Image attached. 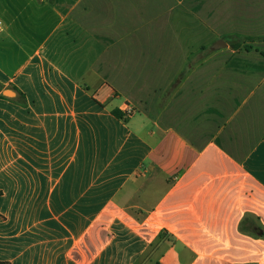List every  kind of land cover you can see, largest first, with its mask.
Wrapping results in <instances>:
<instances>
[{"label":"crops","instance_id":"0c3cea01","mask_svg":"<svg viewBox=\"0 0 264 264\" xmlns=\"http://www.w3.org/2000/svg\"><path fill=\"white\" fill-rule=\"evenodd\" d=\"M0 264H264V0H0Z\"/></svg>","mask_w":264,"mask_h":264},{"label":"trees","instance_id":"16d2710c","mask_svg":"<svg viewBox=\"0 0 264 264\" xmlns=\"http://www.w3.org/2000/svg\"><path fill=\"white\" fill-rule=\"evenodd\" d=\"M232 46H233L234 48H239V47H240V44H232ZM246 48H248V47H246ZM21 103H22V104H26V99H25V97L21 100ZM113 114H114L115 116H117L118 118H123V114H122L121 112L117 111V110H113Z\"/></svg>","mask_w":264,"mask_h":264},{"label":"rangeland","instance_id":"374dc122","mask_svg":"<svg viewBox=\"0 0 264 264\" xmlns=\"http://www.w3.org/2000/svg\"><path fill=\"white\" fill-rule=\"evenodd\" d=\"M245 240H249V239H248L247 237H245ZM224 243L228 245V244H230V241H229L227 238H225V239H224ZM244 243L246 244L244 250H245V251L247 250V252H249L247 248H248V247H249V248H252V246H251L250 244H248L247 242H244ZM261 249L263 250V248H261ZM247 252H246V253H247Z\"/></svg>","mask_w":264,"mask_h":264},{"label":"water","instance_id":"95a60500","mask_svg":"<svg viewBox=\"0 0 264 264\" xmlns=\"http://www.w3.org/2000/svg\"><path fill=\"white\" fill-rule=\"evenodd\" d=\"M225 46H227V43H226L225 41H223V40H220V41H218V42L215 44V47H216V48H221V47H225ZM6 93L10 94L11 91H7Z\"/></svg>","mask_w":264,"mask_h":264},{"label":"built area","instance_id":"2783aa9c","mask_svg":"<svg viewBox=\"0 0 264 264\" xmlns=\"http://www.w3.org/2000/svg\"><path fill=\"white\" fill-rule=\"evenodd\" d=\"M124 112L127 116H129L134 112V109L132 107L128 106V107H126Z\"/></svg>","mask_w":264,"mask_h":264}]
</instances>
